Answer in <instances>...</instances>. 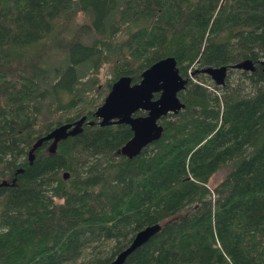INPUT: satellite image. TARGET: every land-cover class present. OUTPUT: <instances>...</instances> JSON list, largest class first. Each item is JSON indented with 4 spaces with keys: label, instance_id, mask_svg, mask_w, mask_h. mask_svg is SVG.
<instances>
[{
    "label": "trees",
    "instance_id": "obj_1",
    "mask_svg": "<svg viewBox=\"0 0 264 264\" xmlns=\"http://www.w3.org/2000/svg\"><path fill=\"white\" fill-rule=\"evenodd\" d=\"M168 55L184 105L129 157L94 110ZM263 58L264 0H0V264H110L156 222L122 264H264ZM222 64L221 85L200 70Z\"/></svg>",
    "mask_w": 264,
    "mask_h": 264
},
{
    "label": "water",
    "instance_id": "obj_2",
    "mask_svg": "<svg viewBox=\"0 0 264 264\" xmlns=\"http://www.w3.org/2000/svg\"><path fill=\"white\" fill-rule=\"evenodd\" d=\"M259 62L264 71V58ZM229 65L235 68L254 69V62L251 59ZM200 70L209 74L215 84L221 85L225 83L228 65L205 66ZM188 80L189 76H182L179 73L174 56H164L144 68L138 81H132L129 75H121L115 79L93 114L100 118L98 120L100 125L119 122L129 124L132 135L121 145L120 152L129 157L134 156L142 147L160 136L163 127L159 123V118L183 107L178 91L185 87ZM154 93L158 95L154 97ZM137 110L145 113L135 115ZM84 120H87L85 114L74 121L63 122L41 135L30 148L29 159L33 158V150L43 140H51L49 151H53L59 139L80 132ZM87 122L91 124L93 120ZM63 176L67 177L68 172L64 171ZM160 227L161 224L156 222L136 231L129 244L116 254L110 264H122L132 250L144 243Z\"/></svg>",
    "mask_w": 264,
    "mask_h": 264
},
{
    "label": "rangeland",
    "instance_id": "obj_3",
    "mask_svg": "<svg viewBox=\"0 0 264 264\" xmlns=\"http://www.w3.org/2000/svg\"><path fill=\"white\" fill-rule=\"evenodd\" d=\"M102 74H101V80H104L105 78H107V77H109L110 76V74H109V72H108V70H107V68L106 67H104L103 68V70H102V72H101ZM237 73L236 72H232L231 73V79L232 78H236L237 77ZM212 81V80H211ZM225 172V169H220L219 171H217V173L213 176V178H212V182H216V181H218L220 178H221V175L223 174ZM94 251V250H93Z\"/></svg>",
    "mask_w": 264,
    "mask_h": 264
},
{
    "label": "flooded vegetation",
    "instance_id": "obj_4",
    "mask_svg": "<svg viewBox=\"0 0 264 264\" xmlns=\"http://www.w3.org/2000/svg\"><path fill=\"white\" fill-rule=\"evenodd\" d=\"M156 94V95H155ZM158 95V93H154V97L155 96H157ZM97 107V106H96ZM96 109V108H95ZM95 111V110H94ZM145 112L144 111H141V110H137L136 112H135V115L136 114H144ZM97 117V116H96ZM98 118V120L100 119L99 117H97ZM87 119V118H86ZM88 120V119H87ZM87 120H84V121H86L87 122ZM91 120V119H90ZM97 120V121H98ZM88 123V122H87Z\"/></svg>",
    "mask_w": 264,
    "mask_h": 264
}]
</instances>
